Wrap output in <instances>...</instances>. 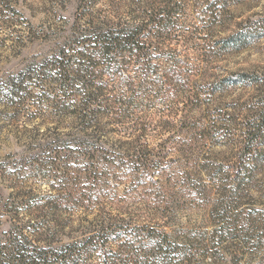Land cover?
I'll return each mask as SVG.
<instances>
[{"label":"rangeland","instance_id":"rangeland-1","mask_svg":"<svg viewBox=\"0 0 264 264\" xmlns=\"http://www.w3.org/2000/svg\"><path fill=\"white\" fill-rule=\"evenodd\" d=\"M184 3V13L175 16L180 29L166 45L182 57L189 54L200 101L185 103L173 85V98L165 103L159 97L133 98L136 116L153 123L146 143L156 158L143 175L125 171L119 158L113 161L132 141V125L101 117L100 125L111 131L105 147L114 154L101 166L109 184L105 180L102 195L83 207H72L67 195L85 186L97 192L101 186L92 182L93 171H74L67 182V140L83 135L65 108L67 85L28 79L32 69L51 59L67 65V40L79 4L7 0L0 5L1 232L16 224L7 211L15 203L23 208L18 223L33 220L44 227L41 239L51 238L56 246L82 239L99 222L116 218L139 229L140 249L149 262L160 240L165 250L182 253L175 264H264V133L256 136L253 128L264 118V0ZM106 6L102 2L95 11ZM127 7L121 8L122 16ZM239 33L245 36L239 49L223 47ZM186 36L193 38L190 46H185ZM169 65L160 62V71ZM56 73L51 75L59 78ZM140 74L129 72L136 82ZM238 75L246 81L226 82ZM121 90L122 101H130L131 94ZM178 107L175 128L162 129L172 120L163 117L167 110ZM75 177L80 178L77 188ZM47 197L52 209L43 206L41 199ZM125 243L109 247L121 251Z\"/></svg>","mask_w":264,"mask_h":264},{"label":"trees","instance_id":"trees-1","mask_svg":"<svg viewBox=\"0 0 264 264\" xmlns=\"http://www.w3.org/2000/svg\"><path fill=\"white\" fill-rule=\"evenodd\" d=\"M6 1L0 0V5ZM77 2L79 15L72 35L67 40V65L60 64L58 59H51L32 69L28 79H37L44 84L62 82L67 85L64 88L67 91L65 108L83 133L81 137L67 140V182L71 181L70 178L74 175L71 173H75L74 171L80 170V174H90L93 171L95 173L90 176L92 182L101 186L97 188V192H93V186H85L82 191L79 189L67 195V201L72 207H83L85 202H92L102 195L105 180L109 184L110 177L101 166L114 154L105 147V143H108L105 140L111 131H106L100 125L101 117L110 120L111 124L123 127L129 123L132 125V141L126 143L127 150L119 157L115 155L116 159L113 161L118 162L119 158L120 163L127 166L125 171L143 175L153 169L152 157L156 158L146 143L148 129L153 123L152 120L148 122L146 117L143 119L136 116L133 98L159 97L165 103L173 95L170 93L173 85L178 87L176 92L184 96V102L190 103L200 99V92L190 78L195 70L191 68L189 54L182 57L180 52L169 49L166 45L173 41L176 29H180L175 16L184 13L186 6L182 3L186 4L188 0ZM102 2L107 5L106 9L96 12L95 7ZM126 5L128 12L122 16L121 8ZM244 38L241 33L233 35L223 41V47L239 49ZM192 41L191 36H186L185 46H190ZM199 57H203V54ZM162 61L170 63L165 72L160 71L159 63ZM131 69L141 73L139 82L129 75ZM54 70L57 71L54 75H60L59 78L51 75ZM235 77L237 79L226 82L239 83L247 78L245 75ZM23 81L24 79L20 83ZM121 89L131 94L130 101H122L125 92ZM180 109L167 110L168 114L163 117L172 120L163 122L162 129L175 128V117ZM263 119H258L253 127L256 136L264 133ZM97 171H104V174L98 176ZM79 182L80 178L75 177L76 188ZM51 197L41 199L45 200L42 205L48 209L53 208ZM38 204L25 206V209L35 208ZM11 205L7 211L16 224L7 233L0 230V264H175L182 257L177 249L165 250L163 241L158 240L152 261L149 262L147 255L145 257L140 249L142 243L138 241L141 237L139 229L116 218L99 222L82 239L75 238L66 245L56 246L51 238L41 239L39 235L44 227L32 222L33 220L26 224L18 223L23 208L15 203ZM70 209L72 208L69 211ZM163 237L167 238L166 235ZM121 240L127 241L121 251L109 247L111 243ZM136 244L139 245L135 247Z\"/></svg>","mask_w":264,"mask_h":264}]
</instances>
